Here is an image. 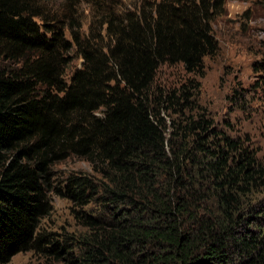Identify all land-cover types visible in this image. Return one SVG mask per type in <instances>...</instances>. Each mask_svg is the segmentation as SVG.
Masks as SVG:
<instances>
[{
	"label": "trees",
	"instance_id": "obj_1",
	"mask_svg": "<svg viewBox=\"0 0 264 264\" xmlns=\"http://www.w3.org/2000/svg\"><path fill=\"white\" fill-rule=\"evenodd\" d=\"M225 1L92 0L85 33L47 0H0V264H264V158L199 100ZM253 69L264 82V55ZM72 158L92 173L56 185ZM53 194L79 230L42 228Z\"/></svg>",
	"mask_w": 264,
	"mask_h": 264
},
{
	"label": "rangeland",
	"instance_id": "obj_2",
	"mask_svg": "<svg viewBox=\"0 0 264 264\" xmlns=\"http://www.w3.org/2000/svg\"><path fill=\"white\" fill-rule=\"evenodd\" d=\"M92 0H47L51 12H66V28L70 17L88 33L96 21ZM103 10L122 15L136 11L143 0H100ZM98 15V14H97ZM213 31L219 42L218 52L205 60V76L201 79L200 104L211 113L217 125L235 137H249L259 157L264 158V82L253 69L264 55V9L256 0H226L222 14L213 22ZM72 55L74 53L72 52ZM73 68L80 67L74 56ZM55 184L59 185L71 173H92L88 163L69 159L54 167ZM54 211L42 221V228L54 232L77 231L71 212V203L52 195ZM34 253H20L9 264H64L46 262Z\"/></svg>",
	"mask_w": 264,
	"mask_h": 264
}]
</instances>
